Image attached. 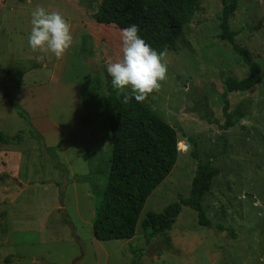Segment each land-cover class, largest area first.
<instances>
[{
  "label": "rangeland",
  "instance_id": "rangeland-1",
  "mask_svg": "<svg viewBox=\"0 0 264 264\" xmlns=\"http://www.w3.org/2000/svg\"><path fill=\"white\" fill-rule=\"evenodd\" d=\"M0 2V82L12 91L17 68L26 71L16 100L27 115L20 116L0 92V130L9 136L22 132L0 141V264H264V80L228 94L231 111L240 102L247 109L225 129L224 78L242 79L250 71L218 38L221 0H199L192 23L165 51L166 79L144 100L177 131L176 165L146 201L136 235L108 241L95 238L93 219L110 169L105 121L113 111L104 105L112 91L126 93L112 87L106 71L122 56L117 5ZM37 6L61 12L71 25L73 43L59 58L28 45ZM230 24L236 42L264 72V0H239ZM31 130L42 136L48 157ZM190 140L203 162L220 168L204 201L211 227L200 226L197 212L183 206L172 229L147 243L142 227L147 212L159 213L190 194L198 165ZM86 176L92 179L82 181Z\"/></svg>",
  "mask_w": 264,
  "mask_h": 264
},
{
  "label": "trees",
  "instance_id": "trees-1",
  "mask_svg": "<svg viewBox=\"0 0 264 264\" xmlns=\"http://www.w3.org/2000/svg\"><path fill=\"white\" fill-rule=\"evenodd\" d=\"M116 4L115 23L121 29L136 24L139 34L157 51L165 53L167 48H173L192 23L199 7V0H112ZM239 0H221L222 14L220 17V33L218 38L228 42L235 53L243 59L249 68V75L239 79L227 75L224 78L226 86L223 98L224 128L235 126L246 116V105L240 102L233 111L228 94L236 91H248L264 80L261 65L237 42V32L231 28V18L234 16ZM104 19L102 11L97 13ZM26 71L17 68V79L13 81L12 91L0 82V92L9 100V104L20 116L27 118L25 111L19 106L16 94L21 85V79ZM124 94L111 92L104 108L113 111L107 116L106 126L111 132L110 169L106 186L101 199L95 205L93 232L99 241L131 239L136 235L140 215L146 201L158 186L169 176L179 157L178 134L173 126L157 115L144 101L137 102L134 97L127 103ZM40 142L43 155L48 157V149L43 144V138L38 132L30 131ZM22 132L9 136L0 130V141L15 140ZM194 146L192 156L198 159L195 176L191 183L188 197H179L167 205L161 212L149 211L142 222L147 243L172 229L183 206H188L197 212L198 224L211 227L204 201L210 193L214 179L220 174V168L203 162ZM52 162L57 168L64 167L57 161ZM92 179L83 177L82 181ZM62 199V191L60 192ZM168 248H172L169 240ZM133 264H140L139 260Z\"/></svg>",
  "mask_w": 264,
  "mask_h": 264
},
{
  "label": "clouds",
  "instance_id": "clouds-1",
  "mask_svg": "<svg viewBox=\"0 0 264 264\" xmlns=\"http://www.w3.org/2000/svg\"><path fill=\"white\" fill-rule=\"evenodd\" d=\"M28 45L32 51L50 52L61 57L73 43L71 25L59 11L37 6L31 12ZM138 25L131 24L121 30L122 56L106 65L112 87L125 91V103L133 97L142 102L158 90L166 79L168 63L165 53L157 51L139 34Z\"/></svg>",
  "mask_w": 264,
  "mask_h": 264
},
{
  "label": "crops",
  "instance_id": "crops-1",
  "mask_svg": "<svg viewBox=\"0 0 264 264\" xmlns=\"http://www.w3.org/2000/svg\"><path fill=\"white\" fill-rule=\"evenodd\" d=\"M92 43H93V42H92ZM84 44H86L87 47H89V46H90V47L93 46L90 42H86V43H84ZM25 76H26V75H25Z\"/></svg>",
  "mask_w": 264,
  "mask_h": 264
},
{
  "label": "built area",
  "instance_id": "built-area-1",
  "mask_svg": "<svg viewBox=\"0 0 264 264\" xmlns=\"http://www.w3.org/2000/svg\"><path fill=\"white\" fill-rule=\"evenodd\" d=\"M0 6H1V2H0Z\"/></svg>",
  "mask_w": 264,
  "mask_h": 264
}]
</instances>
